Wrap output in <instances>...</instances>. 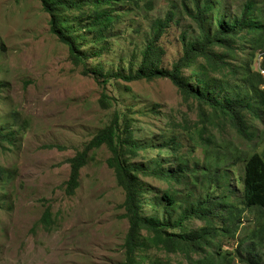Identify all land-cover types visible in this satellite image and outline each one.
Masks as SVG:
<instances>
[{"label":"rangeland","instance_id":"1","mask_svg":"<svg viewBox=\"0 0 264 264\" xmlns=\"http://www.w3.org/2000/svg\"><path fill=\"white\" fill-rule=\"evenodd\" d=\"M207 1L212 9L205 24L211 34L219 23L228 25L247 0ZM252 1L257 7L252 9L254 19L264 22V0ZM147 3L152 5L149 10ZM112 4L117 19L109 28L110 40L105 42L104 50L94 56L98 46L89 43L88 35L79 42L81 53L89 56L85 60L88 70L97 65L105 74L126 73L129 66L134 70L140 50L151 34L152 21L164 17L169 10L174 16L159 41L164 50L162 68L169 69L181 55L182 34L186 40L198 37L195 23L189 17L190 0H112ZM238 53L234 64L249 60L247 46ZM254 55L253 70L264 68V49H255ZM82 68L69 61L67 46L51 34L49 15L38 0H0V132L11 134V142L0 144V167L6 171L0 177V264L125 261L123 241L127 221L120 208L123 192L106 165L110 153L104 145L87 153L74 195L67 196L64 191L70 173L67 161L109 124L114 111L129 121L133 140L141 146H150L139 150L135 157L123 156L127 162L142 167L162 162L164 168H174L176 155L190 167L203 164L207 149L204 142L208 139L212 140V149L219 153L223 165L225 154L230 162L233 149L239 154L259 155L264 160L262 114L259 120L246 116L248 128L255 134L252 142L246 143L230 124L212 126L213 132L209 131L200 121L195 102L191 99L184 102L167 79L130 83L111 80L104 90L109 107H102L99 104L102 88L91 75H81ZM206 111L210 113L209 109ZM173 142L178 145L174 153L162 147L165 143L170 147ZM229 173L233 186L241 176V166L236 167L235 173L231 168ZM142 181L150 189L148 202L164 188L150 177ZM205 187L191 191L190 196L202 197ZM187 198L185 191L177 196L174 219L180 211L178 205ZM47 207L53 216L50 230L40 223ZM145 213L163 216L161 208L150 205L145 207ZM261 213L252 210L243 216L235 240L225 250L234 253L237 250L243 259L252 261L259 256L264 264V243L260 248L256 246V254L246 255L243 240L246 234L257 230L256 219L262 217ZM187 225L200 226L196 222ZM145 254L148 256L145 264L153 260H168L170 264L181 261L155 250ZM232 264L243 263L235 259Z\"/></svg>","mask_w":264,"mask_h":264},{"label":"trees","instance_id":"2","mask_svg":"<svg viewBox=\"0 0 264 264\" xmlns=\"http://www.w3.org/2000/svg\"><path fill=\"white\" fill-rule=\"evenodd\" d=\"M38 1L49 15L51 34L67 46L69 61L75 67H83L81 75H91L102 88L99 99L102 107H109L104 90L111 80L130 83L167 79L184 102L189 99L195 102L200 121L209 131L213 132L212 126L219 128L230 124L247 143L254 140L255 134L249 130L246 116L259 120L262 114L264 125V78L253 70L251 59L255 49H264V22L254 19L252 9L257 7L252 0L243 3L239 14L228 25L219 23L211 34L206 31L205 17L212 6L207 0H190L189 17L195 23L198 37L186 40L182 34L181 55L169 69H164L161 67L164 50L159 41L174 16L171 10L167 11L164 17L152 21L151 34L140 50L135 69L129 66L126 73L117 71L109 74H105L100 65L90 70L86 68L85 60L89 56L81 53L79 42L88 35L89 43L98 46L94 56L104 50L105 42L110 40L109 28L117 19L111 8L112 0ZM146 6L148 10L152 7L149 3ZM246 46L249 60L244 64H234L239 49L244 50ZM202 132L206 134L205 130ZM131 135L129 121L114 111L109 124L97 131L82 150L67 161L70 173L64 190L67 196L74 195L79 186V172L86 165L87 153L104 145L110 153L106 165L112 169L116 185L123 192L120 208L127 221V231L123 241L125 261L122 264H145L148 260L145 253L150 250L180 258V264H232L235 259L243 264H262L259 256L252 261L243 259L237 250L235 253L225 250L226 245L235 240L243 216L252 210L262 212V217L256 219L257 230L245 236L244 229L242 231L247 245L244 248L246 255L256 254V246L260 248L264 243V225H261L264 220V160L259 155L246 156L233 149L230 162L229 155L225 154L226 164L223 165L219 153L212 149V140L208 139L204 142L207 149L203 164L190 167L186 160L176 155L174 168H164L162 162L142 167L123 158L125 155L135 157L139 150L150 147L141 146ZM10 136L0 132V144L11 142ZM171 146L165 143L162 147L174 153L178 145L173 142ZM238 165L242 173L232 186L229 172L232 168L235 173ZM5 172L0 167V177ZM148 177L164 185L159 196H151V202L146 201L150 189L142 181ZM205 185L207 188L203 190L202 197L201 194L195 199L190 196L191 191H199ZM183 191L188 198L178 205L180 211L174 219L173 207ZM147 205L161 208L163 216L147 215ZM189 222L200 226L194 228L187 225ZM40 223L45 229H51L53 216L50 207L45 209ZM150 264L170 263L168 260H153Z\"/></svg>","mask_w":264,"mask_h":264},{"label":"clouds","instance_id":"3","mask_svg":"<svg viewBox=\"0 0 264 264\" xmlns=\"http://www.w3.org/2000/svg\"><path fill=\"white\" fill-rule=\"evenodd\" d=\"M258 72H260V74L262 75V77L264 78V68H262L261 66L258 68L257 70Z\"/></svg>","mask_w":264,"mask_h":264},{"label":"built area","instance_id":"4","mask_svg":"<svg viewBox=\"0 0 264 264\" xmlns=\"http://www.w3.org/2000/svg\"><path fill=\"white\" fill-rule=\"evenodd\" d=\"M264 73V72H263Z\"/></svg>","mask_w":264,"mask_h":264}]
</instances>
